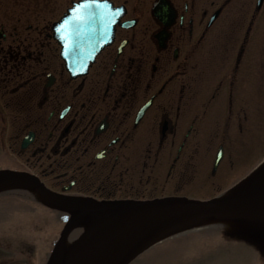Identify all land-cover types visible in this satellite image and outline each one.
<instances>
[{"label":"flooded vegetation","instance_id":"obj_1","mask_svg":"<svg viewBox=\"0 0 264 264\" xmlns=\"http://www.w3.org/2000/svg\"><path fill=\"white\" fill-rule=\"evenodd\" d=\"M79 2L69 36L62 18ZM110 29L87 71L70 74L66 39L84 49ZM263 45L264 0H0L1 166L97 200L184 194L201 146L224 159L245 141L237 83Z\"/></svg>","mask_w":264,"mask_h":264},{"label":"water","instance_id":"obj_2","mask_svg":"<svg viewBox=\"0 0 264 264\" xmlns=\"http://www.w3.org/2000/svg\"><path fill=\"white\" fill-rule=\"evenodd\" d=\"M80 13L83 7L73 8L65 16L69 36L75 29L73 20H78ZM110 36L108 33L101 43L87 39L84 49L81 41L73 46L66 39L62 50L66 68L72 74L85 72ZM16 187L32 190L42 202L69 214L46 264H129L157 242L207 225H222L230 235L240 236L264 251V161L236 186L209 200L169 196L145 201H96L52 192L26 172L0 170V191ZM77 226L83 227V233L68 242ZM253 264L264 261L255 259Z\"/></svg>","mask_w":264,"mask_h":264},{"label":"rangeland","instance_id":"obj_3","mask_svg":"<svg viewBox=\"0 0 264 264\" xmlns=\"http://www.w3.org/2000/svg\"><path fill=\"white\" fill-rule=\"evenodd\" d=\"M258 48L252 47L247 54L248 76L242 78L240 83L250 97L248 117L249 122L251 117V124L249 132H246L247 138L242 145H236L233 149V167H229L227 160H224L214 179L206 177L210 176V159L216 147L210 146L208 150L200 147L196 157L197 160L202 159L200 170H196V176L190 182L189 186L193 187L184 191L191 198L212 197L232 185L264 159V81L260 79V76L264 77V48ZM241 74L244 75L243 72ZM1 122L0 119V126ZM2 139L3 136L0 135V150ZM0 154H4L3 150ZM198 181L203 183V188H194L200 184ZM8 199L19 201V198L14 196ZM57 213L59 212L50 208H28L18 203H8L7 207H0V264H45L55 241L53 237L55 233L58 234L66 220L65 214ZM178 238V241L165 244L162 256H153L150 264H253L255 260L246 245L211 243L214 236L209 230L188 233ZM197 255L200 256L194 260L190 257ZM142 260L143 257L134 264H141Z\"/></svg>","mask_w":264,"mask_h":264},{"label":"bare ground","instance_id":"obj_4","mask_svg":"<svg viewBox=\"0 0 264 264\" xmlns=\"http://www.w3.org/2000/svg\"><path fill=\"white\" fill-rule=\"evenodd\" d=\"M152 262V259L147 260V264H150Z\"/></svg>","mask_w":264,"mask_h":264},{"label":"snow or ice","instance_id":"obj_5","mask_svg":"<svg viewBox=\"0 0 264 264\" xmlns=\"http://www.w3.org/2000/svg\"><path fill=\"white\" fill-rule=\"evenodd\" d=\"M93 2H95V0H93Z\"/></svg>","mask_w":264,"mask_h":264}]
</instances>
